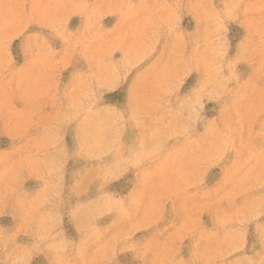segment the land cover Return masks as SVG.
<instances>
[{
  "label": "rangeland",
  "instance_id": "374dc122",
  "mask_svg": "<svg viewBox=\"0 0 264 264\" xmlns=\"http://www.w3.org/2000/svg\"><path fill=\"white\" fill-rule=\"evenodd\" d=\"M262 174L264 0H0V264H258Z\"/></svg>",
  "mask_w": 264,
  "mask_h": 264
},
{
  "label": "clouds",
  "instance_id": "9594fccd",
  "mask_svg": "<svg viewBox=\"0 0 264 264\" xmlns=\"http://www.w3.org/2000/svg\"><path fill=\"white\" fill-rule=\"evenodd\" d=\"M52 247H56L58 251H62V248L58 247L57 245H52ZM14 264H25V261L23 260V257H21L19 260L15 261ZM258 264H264V258H262L261 261L258 262Z\"/></svg>",
  "mask_w": 264,
  "mask_h": 264
}]
</instances>
